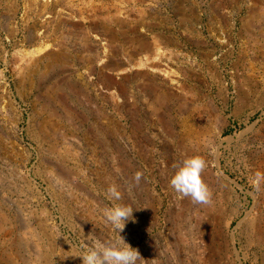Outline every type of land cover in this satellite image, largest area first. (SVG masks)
<instances>
[{
  "label": "rangeland",
  "instance_id": "374dc122",
  "mask_svg": "<svg viewBox=\"0 0 264 264\" xmlns=\"http://www.w3.org/2000/svg\"><path fill=\"white\" fill-rule=\"evenodd\" d=\"M115 205L138 264H264V0H0V264H82Z\"/></svg>",
  "mask_w": 264,
  "mask_h": 264
},
{
  "label": "clouds",
  "instance_id": "9594fccd",
  "mask_svg": "<svg viewBox=\"0 0 264 264\" xmlns=\"http://www.w3.org/2000/svg\"><path fill=\"white\" fill-rule=\"evenodd\" d=\"M205 161L199 156L186 157L174 166V171L169 178L170 188L180 197H190L196 204L210 202L211 192L202 179ZM261 178L257 174L256 182ZM137 173L135 180L139 181ZM107 198L119 201L122 193L116 185L107 189ZM133 207L129 205H115L102 209V217L106 224L115 231V238L102 240L90 234L89 246L80 252L82 264H138L142 260L139 251L127 243L120 233L127 221L132 219Z\"/></svg>",
  "mask_w": 264,
  "mask_h": 264
},
{
  "label": "bare ground",
  "instance_id": "6f19581e",
  "mask_svg": "<svg viewBox=\"0 0 264 264\" xmlns=\"http://www.w3.org/2000/svg\"><path fill=\"white\" fill-rule=\"evenodd\" d=\"M36 35H37V34H36ZM113 68H114V67H113ZM113 68H112V69H113ZM55 115H56V114H55ZM63 118H64V117H63ZM69 129H70V128H69ZM71 132H72V131H71ZM61 177H62V176H61ZM63 179L65 180V179H67V177H63ZM221 181H222L221 184L224 185V184H225V180L222 179ZM220 242H221V241H217V242H216V239H215V240H214V244H215V246H216L217 244H219ZM42 256H43V255H42ZM42 256H41V257H42ZM43 259H44V258H43ZM44 264H48L47 260H45V263H44Z\"/></svg>",
  "mask_w": 264,
  "mask_h": 264
}]
</instances>
